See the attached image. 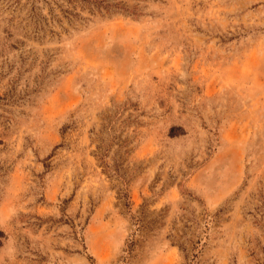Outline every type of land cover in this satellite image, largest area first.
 I'll return each mask as SVG.
<instances>
[{
    "label": "rangeland",
    "instance_id": "374dc122",
    "mask_svg": "<svg viewBox=\"0 0 264 264\" xmlns=\"http://www.w3.org/2000/svg\"><path fill=\"white\" fill-rule=\"evenodd\" d=\"M0 264H264V0H0Z\"/></svg>",
    "mask_w": 264,
    "mask_h": 264
}]
</instances>
